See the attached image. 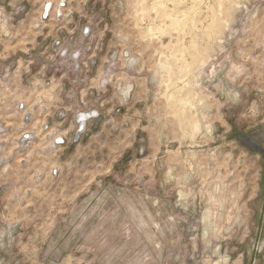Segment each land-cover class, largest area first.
Wrapping results in <instances>:
<instances>
[{"label": "rangeland", "instance_id": "1", "mask_svg": "<svg viewBox=\"0 0 264 264\" xmlns=\"http://www.w3.org/2000/svg\"><path fill=\"white\" fill-rule=\"evenodd\" d=\"M63 1L0 0V264H264V0H223L193 131L153 0Z\"/></svg>", "mask_w": 264, "mask_h": 264}, {"label": "bare ground", "instance_id": "2", "mask_svg": "<svg viewBox=\"0 0 264 264\" xmlns=\"http://www.w3.org/2000/svg\"><path fill=\"white\" fill-rule=\"evenodd\" d=\"M200 2L201 0H153L149 8L150 16L143 20L150 29H156L164 41L168 40L167 36L172 30L181 34L180 38L183 40H189L174 48V52H178L180 61L184 63L183 68L174 64L177 55L164 63L169 66L170 103L181 125L190 129L189 131L199 127L195 118L187 116L190 103H193L189 89L192 69L206 60V43L221 33L225 17L223 0H215L210 4L204 1L205 6ZM199 13L201 16H198ZM199 39L203 40L201 46L197 42Z\"/></svg>", "mask_w": 264, "mask_h": 264}, {"label": "built area", "instance_id": "3", "mask_svg": "<svg viewBox=\"0 0 264 264\" xmlns=\"http://www.w3.org/2000/svg\"><path fill=\"white\" fill-rule=\"evenodd\" d=\"M55 8L57 9V13L59 12V14H61L63 8H65V2L63 0H57V3L55 4ZM44 9L41 12V19H46L49 15V11H51L52 9V0H47V2L44 3ZM54 7V6H53ZM20 107H22V105H20ZM85 128V117L84 119H81L78 124H77V133H80L82 131H84ZM28 135H24L23 138H28ZM54 143L56 144H61L63 143V137H61L60 135L56 136V138L54 137Z\"/></svg>", "mask_w": 264, "mask_h": 264}, {"label": "crops", "instance_id": "4", "mask_svg": "<svg viewBox=\"0 0 264 264\" xmlns=\"http://www.w3.org/2000/svg\"><path fill=\"white\" fill-rule=\"evenodd\" d=\"M93 111H95L97 114L100 113L98 109H93Z\"/></svg>", "mask_w": 264, "mask_h": 264}]
</instances>
